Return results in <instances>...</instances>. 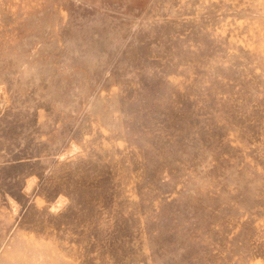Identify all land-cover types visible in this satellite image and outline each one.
Returning <instances> with one entry per match:
<instances>
[{
  "label": "rangeland",
  "instance_id": "rangeland-1",
  "mask_svg": "<svg viewBox=\"0 0 264 264\" xmlns=\"http://www.w3.org/2000/svg\"><path fill=\"white\" fill-rule=\"evenodd\" d=\"M0 264H264V0H0Z\"/></svg>",
  "mask_w": 264,
  "mask_h": 264
}]
</instances>
